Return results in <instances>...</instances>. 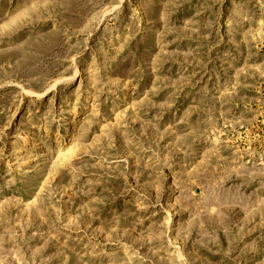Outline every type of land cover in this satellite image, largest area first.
<instances>
[{"label":"rangeland","instance_id":"obj_1","mask_svg":"<svg viewBox=\"0 0 264 264\" xmlns=\"http://www.w3.org/2000/svg\"><path fill=\"white\" fill-rule=\"evenodd\" d=\"M0 264H264V0H0Z\"/></svg>","mask_w":264,"mask_h":264}]
</instances>
